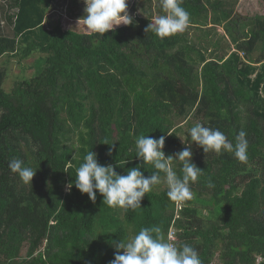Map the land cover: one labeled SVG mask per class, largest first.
<instances>
[{
	"label": "trees",
	"instance_id": "obj_1",
	"mask_svg": "<svg viewBox=\"0 0 264 264\" xmlns=\"http://www.w3.org/2000/svg\"><path fill=\"white\" fill-rule=\"evenodd\" d=\"M56 1L0 0V58L41 54L35 73L10 92L0 73V264H110L114 243L152 226L167 239L174 227L175 244L191 245L201 264H264V15L241 16L238 0H182L189 26L158 38L145 29L165 14L160 0H134L133 23L101 36L60 21L46 26ZM191 28L205 38L191 40ZM219 28L225 44L211 38ZM196 123L233 143L245 131L248 159L204 153L189 135ZM141 135L165 136L166 157L192 147L203 171L178 218L167 187L147 193L135 210L68 190L89 150L119 175L142 166ZM14 158L36 170L31 184L9 170ZM181 166L172 165L178 174Z\"/></svg>",
	"mask_w": 264,
	"mask_h": 264
},
{
	"label": "clouds",
	"instance_id": "obj_2",
	"mask_svg": "<svg viewBox=\"0 0 264 264\" xmlns=\"http://www.w3.org/2000/svg\"><path fill=\"white\" fill-rule=\"evenodd\" d=\"M84 16L77 21L84 30L100 34L114 31L120 25H131L133 17L128 13V0H82ZM165 14L158 15L145 29L158 38L170 37L184 32L190 23V14L182 7V0H160ZM193 144L209 151L233 153L241 162L248 159L247 133L243 130L235 137V143L218 129L196 123L189 129ZM136 157L143 161L142 166L127 170L125 175L116 173L112 165H102L97 154L87 151L83 162L76 168V175L68 190L74 186L81 194L87 195L93 203L96 195L103 196V204L135 210L145 195L161 183L166 184L169 200L180 203L191 200L193 192L190 183L196 182L203 173L192 162V147L185 146L175 156H165V136L158 139L141 135L135 141ZM109 155L111 153L109 152ZM177 161L182 166L178 174L172 167ZM152 165L155 171L144 175L142 167ZM12 173L18 174L25 184H31L36 170L27 167L24 161L14 158L8 162ZM161 173L163 175H161ZM215 185L208 180V187ZM115 255L110 264H201L197 251L189 244L177 246L168 241L160 226L144 227L137 234L114 243Z\"/></svg>",
	"mask_w": 264,
	"mask_h": 264
},
{
	"label": "rangeland",
	"instance_id": "obj_3",
	"mask_svg": "<svg viewBox=\"0 0 264 264\" xmlns=\"http://www.w3.org/2000/svg\"><path fill=\"white\" fill-rule=\"evenodd\" d=\"M70 1V0H69ZM67 0H57L54 4V11L49 13V16L46 19V26L52 27L58 21L61 22L64 29H72L75 31H82L85 33H91L84 30V26L81 24L77 28V21L84 14L85 5L82 3V0H78L76 6L71 8V2L68 3ZM134 3V0H128V13L131 15V7ZM236 11L241 16L252 17L254 15H264V2L261 0H238L237 5L235 6ZM0 13L4 18L3 4L0 2ZM5 14V13H4ZM4 33L6 35H12V27L5 20L3 22ZM122 26V25H120ZM118 26V27H120ZM204 37V33L201 30L191 28L189 33V38L195 40L196 36ZM212 36V37H211ZM210 37L213 40H218L220 43L225 44L223 39V30L221 28L217 29V32L211 35ZM205 38V37H204ZM211 49V47H209ZM209 49V50H210ZM208 50V55L212 53ZM41 54L35 53L28 58H12L9 56H3L0 58V73L5 74L4 89L6 92H10L18 80H23L25 78L31 77L36 70V62ZM193 122H198V120H193ZM188 131V126L183 127L181 133L182 140L185 141L186 132ZM166 188V184L161 183L158 185L155 190H160ZM25 254V250L23 252Z\"/></svg>",
	"mask_w": 264,
	"mask_h": 264
},
{
	"label": "built area",
	"instance_id": "obj_4",
	"mask_svg": "<svg viewBox=\"0 0 264 264\" xmlns=\"http://www.w3.org/2000/svg\"><path fill=\"white\" fill-rule=\"evenodd\" d=\"M182 208V203H177V215H176V218H178V211L181 210ZM168 241L175 244V242L177 241V230L172 227L171 230L169 231V234H168Z\"/></svg>",
	"mask_w": 264,
	"mask_h": 264
}]
</instances>
